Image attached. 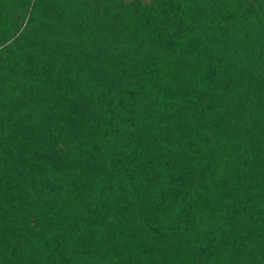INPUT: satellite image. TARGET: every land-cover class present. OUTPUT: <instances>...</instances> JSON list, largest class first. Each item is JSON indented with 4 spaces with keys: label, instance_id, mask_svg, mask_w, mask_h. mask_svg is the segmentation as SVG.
Here are the masks:
<instances>
[{
    "label": "trees",
    "instance_id": "1",
    "mask_svg": "<svg viewBox=\"0 0 264 264\" xmlns=\"http://www.w3.org/2000/svg\"><path fill=\"white\" fill-rule=\"evenodd\" d=\"M0 264H264V0H0Z\"/></svg>",
    "mask_w": 264,
    "mask_h": 264
}]
</instances>
